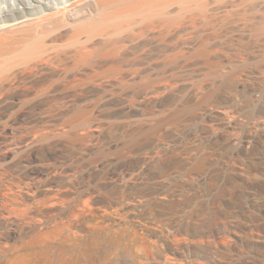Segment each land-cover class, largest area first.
<instances>
[{
	"label": "bare ground",
	"instance_id": "1",
	"mask_svg": "<svg viewBox=\"0 0 264 264\" xmlns=\"http://www.w3.org/2000/svg\"><path fill=\"white\" fill-rule=\"evenodd\" d=\"M263 172L264 0H0V264H264Z\"/></svg>",
	"mask_w": 264,
	"mask_h": 264
},
{
	"label": "rangeland",
	"instance_id": "2",
	"mask_svg": "<svg viewBox=\"0 0 264 264\" xmlns=\"http://www.w3.org/2000/svg\"><path fill=\"white\" fill-rule=\"evenodd\" d=\"M215 106H216V107H217V106H218V107H219V106L221 107V106H222V103H221L220 101H218L217 104L215 103ZM249 113H251V112H248L247 115H249V116L252 115V114H249ZM250 117H251V116H250ZM216 119H219V120H216ZM216 119H213V120L216 121L215 124H213L214 121H207V120H206L207 123H206L205 120H199V121H200V123L205 121V123H202V125L204 124V125H206V127L208 126L207 124L210 125L211 128L208 127V129H209V130L211 129V130L208 131L207 128H206L205 131H208L209 133H210L211 131H213V132H211V133H214V132H216V129H217L218 132L221 131V129H219V128H221V127H219L220 124L218 125V123H217L218 121L221 123L220 118H216ZM248 120H249V119H248ZM199 121H198V122H199ZM210 122H212V123H210ZM248 122H249V121H248ZM216 123H217V124H216ZM186 124H187V123H185V125L182 124L181 126H179L180 129L177 128L178 126L176 127L177 129L174 128V129H173V135H175V136L172 135L173 137H171V139H170V138H169V139H170V140L175 139V140H178V141H182V140H183L182 143H183V142H184V143L189 142L188 144H191V143L193 144V143H195L194 141L197 139V136H200V135H201V137H206V136H207V134L205 135V132H203L204 134H202V131H200V130H199V131L201 132V134H200V132L198 131V132H199V133L197 132L198 134H195V135H193V136L190 135V134L188 133V132H189V131H188L189 129H186V128L189 126V123L187 124L188 126H187ZM211 124H212V125H211ZM215 125H216V126H215ZM217 125H218V126H217ZM182 126H184L183 128H185V127H186V128L183 129ZM217 127H219V128H217ZM253 127H254V125H252V128L249 126V128H251V129H253ZM212 128H213V130H212ZM181 129H182V133H180V132H181ZM214 129H215V130H214ZM251 129H250V130H251ZM174 130H177V131H175V133H174ZM184 130H185V132H184ZM178 131H179V132H178ZM253 131H254V129H253ZM176 133H179V134H176ZM186 133H187V134H186ZM181 134H183V135H181ZM177 135H179V136L181 135L183 138H182L181 136H180V138H179V136H177ZM202 135H203V136H202ZM176 136H177V137H176ZM185 136H186V137H185ZM194 136H196V137L194 138ZM106 137H107V138H106ZM106 137L102 138V139H104V140H102V139L100 140V142L103 143L104 145L106 144V140H107V139H108L109 142H112V141L114 140V138H112L113 140L111 139L112 136L109 137V135H106ZM113 137H116V140H117V141H118V140H119V141L122 140L121 134L118 135V133H117V134H115V136H113ZM174 137H176V138H174ZM184 137H185V138H184ZM190 137H191V138H190ZM118 138H119V139H118ZM172 138H173V139H172ZM187 138H188V139H187ZM110 139H111L112 141H110ZM120 139H121V140H120ZM180 139H181V140H180ZM186 139H187V141H186ZM116 140H114V141H116ZM192 140H194V141H192ZM102 141H104L105 143L102 142ZM108 141H107V142H108ZM185 141H186V142H185ZM190 141H191V143H190ZM210 141H212V142H210ZM109 142H108V143H109ZM208 142H209V143L206 142V143L208 144V145H207L208 148H207V146L205 145V146H204V149L207 148V149H206V150H207V151H206L207 153H210V152L214 151V152H213L214 154H213V153H210V154L212 155V159H214V158H215V159H216V158H219L220 156H221L220 158H226V157H227V159H228V160H227V159H220L219 161L222 162V163H220V162L218 161V159H217V162H218L219 164H217V162H216L215 159L212 160L213 163H212V166H211V167H213V166H216V167H214L213 170H212V168L210 169V171H211L212 173L210 172L209 175H210V177H214V176L216 175L215 172H217V175H218V176L216 175V178L214 177V178H212V179L210 180V182H209L210 184H211V181H212V183H213V181H214V183L211 184V185L209 184V188H210V189H212V188H213V189H214V188H219V190H218V189H216V190L214 189V190H215V191H220V190H221L220 188H223V189H224V187L226 186V185H225V184H226V179H225L224 185H223L222 182H223L224 178L226 177L225 172H226V169H227V165H229L230 163L234 162V160H235L234 157L237 156V153H238V152H237V151H235V152L232 151V152H234L233 154L236 155V156H233V158H232L233 160H232V159H231V156H226V155H229V154L231 155L232 152H229L228 154H226L225 149H224V146L222 147L223 149H220L221 146H222V144H221L220 147H219L220 142H218L219 144H218L217 142L213 143V140H209ZM211 144L214 145V146H215V145H216V146L218 145L219 148L215 146V147L217 148V149H215V147L212 146ZM209 145H210V146H209ZM211 147H212V148H211ZM213 147H214V148H213ZM210 149H211V151H210ZM214 149H215V150H214ZM219 149H220L221 151H217V150H219ZM217 152H218L219 154H218ZM223 152H224V154H223ZM215 153H216V154H215ZM221 153H222L223 155H222ZM65 154L67 155V153H65ZM65 154H64V156H65ZM233 154H232V155H233ZM68 155H69V156H68ZM68 155H67L68 158H69L70 156H71V157H70V159H68V158L66 159V157H65V162H67L68 160H70V162H72V161L74 160V158H76V160L79 161L77 157H79V159L81 158V156H79V155H77V154H76L77 157H74V155H71V154H69V153H68ZM76 155H75V156H76ZM214 155H215V156H214ZM219 155H220V156H219ZM224 155H225V156H224ZM61 156H62V158H61ZM61 156H60V158L58 157V159H63V157H64L63 154H62ZM72 156H73V158H72ZM218 156H219V157H218ZM228 157H229L230 159H229ZM46 158H47V159H46ZM48 158H50L51 162H52V161H53V162L50 163V162L48 161V160H49ZM71 158H72V159H71ZM44 159H45V161H47L46 163H50V164H53L54 161H57V160H58V159L56 160V158L53 159V157H49V156L45 157ZM52 159H53V160H52ZM177 159H178V158H177ZM66 160H67V161H66ZM229 160H230V161H229ZM58 161H60V162L62 161V162H63L64 159H63V160H58ZM214 161H215V163H214ZM223 161H224L225 163H224ZM226 161H227V163H228V162H229V163L226 164ZM65 162H63V163H65ZM67 163H68V162H67ZM216 164H217V165H216ZM222 164H223V165H222ZM219 165H220V166H219ZM218 166H219V167H218ZM223 166H224V167H223ZM220 167H223V168H220ZM218 168H219V169H218ZM220 169H221V170H220ZM222 169H223V170H222ZM216 170H219V171H216ZM224 171H225V172H224ZM220 172H221V174H220ZM218 173H219V174H218ZM213 174H214V175H213ZM262 174L264 175V172H263ZM209 175H208V178H209ZM211 175H213V176H211ZM224 175H225V176H224ZM263 175H262V176H263ZM260 176H261V175H260ZM262 176H261V177H262ZM218 178L220 179V181L218 180ZM262 178H264V177H262ZM215 179H217L218 182H217V180H215ZM263 181H264V179H263ZM221 183H222V184H221ZM262 183H263V182H262ZM217 184H219L218 187H216ZM222 185H223L224 187H222ZM263 185H264V184H263ZM232 187H234V186H232ZM237 187H238V186H236V191H235L236 194H235V197H236V196H239L240 194H242V197L239 196V197H240L239 199H241V198H242V199H245L246 197H247V198H250L249 194H248L246 191L240 190V188H238V189H239V190H238ZM223 189H222L221 191H223ZM233 189H234V188H233ZM239 191H242V192L239 193ZM254 191H255V190H253V192H254ZM256 191H257V192H256ZM256 191H255L254 193L252 192V193L254 194V197H255L256 193H257V195H256L257 197H258V196L260 197L261 195H262V198L264 197V193H263L262 191H261V192H259L258 190H256ZM243 192L245 193L244 196H243ZM246 193H247L248 195H247ZM258 193H260V194L258 195ZM248 196H249V197H248ZM237 198H238V197H237ZM237 198H236V199H237ZM247 198H246V199H247ZM260 198H261V197H260ZM239 199H238V200H239ZM246 199H245V200H242L244 204H245V201H248V199H247V200H246ZM238 200H237V201H238ZM242 201H240L239 203L236 202V203L238 204V206H241V204H243ZM240 203H241V204H240ZM246 203H247V202H246ZM222 207L225 208L226 206L224 207V205H222ZM235 207H236L235 211H237V210L240 209L241 207H242V208H241L240 210L243 211V205H242L240 208L237 207V206H235ZM238 211H239V210H238ZM237 213H238V212H237ZM241 214H243V213L241 212ZM236 216H237V215H236ZM239 217H240V218H241V217L243 218L242 215H240Z\"/></svg>",
	"mask_w": 264,
	"mask_h": 264
}]
</instances>
